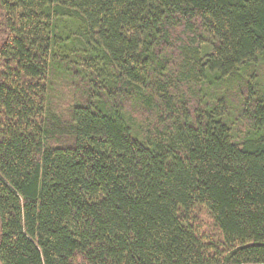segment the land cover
Returning <instances> with one entry per match:
<instances>
[{"label": "trees", "instance_id": "1", "mask_svg": "<svg viewBox=\"0 0 264 264\" xmlns=\"http://www.w3.org/2000/svg\"><path fill=\"white\" fill-rule=\"evenodd\" d=\"M260 263L264 0H0V264Z\"/></svg>", "mask_w": 264, "mask_h": 264}, {"label": "rangeland", "instance_id": "2", "mask_svg": "<svg viewBox=\"0 0 264 264\" xmlns=\"http://www.w3.org/2000/svg\"><path fill=\"white\" fill-rule=\"evenodd\" d=\"M66 93H68V92H66ZM63 101H64L63 104L65 105V107L68 105V103H70L72 101V99L70 98V93H68L65 100H63ZM63 108H64V106H63Z\"/></svg>", "mask_w": 264, "mask_h": 264}, {"label": "built area", "instance_id": "3", "mask_svg": "<svg viewBox=\"0 0 264 264\" xmlns=\"http://www.w3.org/2000/svg\"><path fill=\"white\" fill-rule=\"evenodd\" d=\"M260 264H264V263H260Z\"/></svg>", "mask_w": 264, "mask_h": 264}]
</instances>
